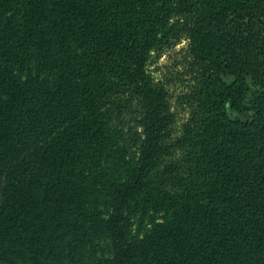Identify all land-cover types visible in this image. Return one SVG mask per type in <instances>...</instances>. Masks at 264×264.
I'll return each instance as SVG.
<instances>
[{
  "label": "trees",
  "instance_id": "obj_1",
  "mask_svg": "<svg viewBox=\"0 0 264 264\" xmlns=\"http://www.w3.org/2000/svg\"><path fill=\"white\" fill-rule=\"evenodd\" d=\"M0 264H264V0H0Z\"/></svg>",
  "mask_w": 264,
  "mask_h": 264
},
{
  "label": "rangeland",
  "instance_id": "obj_2",
  "mask_svg": "<svg viewBox=\"0 0 264 264\" xmlns=\"http://www.w3.org/2000/svg\"><path fill=\"white\" fill-rule=\"evenodd\" d=\"M187 41L180 39L178 42L170 45L169 47H163L162 49L152 52L147 61V70L155 80H160L166 83V88L171 94L170 100L173 99V95L179 90V80L177 79L176 69H182V56ZM248 114H243V117H247ZM127 121V119H126ZM128 124V123H127ZM125 126L127 130L128 148L135 153L136 144L140 138V128L137 125L129 124ZM149 226L148 218H132L133 231L141 232L144 228ZM109 248V240L106 236H103L97 241V254L106 253Z\"/></svg>",
  "mask_w": 264,
  "mask_h": 264
}]
</instances>
